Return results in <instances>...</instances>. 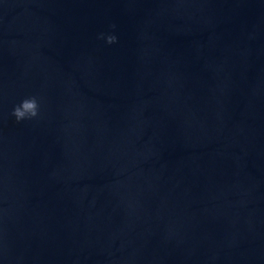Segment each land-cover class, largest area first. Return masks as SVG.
<instances>
[{"label": "water", "instance_id": "1", "mask_svg": "<svg viewBox=\"0 0 264 264\" xmlns=\"http://www.w3.org/2000/svg\"><path fill=\"white\" fill-rule=\"evenodd\" d=\"M0 264H264V0H0Z\"/></svg>", "mask_w": 264, "mask_h": 264}, {"label": "clouds", "instance_id": "2", "mask_svg": "<svg viewBox=\"0 0 264 264\" xmlns=\"http://www.w3.org/2000/svg\"><path fill=\"white\" fill-rule=\"evenodd\" d=\"M100 35L103 36L106 43H113L116 41V36L112 33L106 35L101 33ZM38 108L39 105L37 98L34 96H28L22 99L19 104L13 106L11 115L17 122L27 120L37 116Z\"/></svg>", "mask_w": 264, "mask_h": 264}]
</instances>
